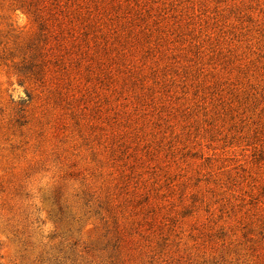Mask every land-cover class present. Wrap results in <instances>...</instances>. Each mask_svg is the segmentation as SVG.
I'll return each mask as SVG.
<instances>
[{
	"label": "rangeland",
	"instance_id": "1",
	"mask_svg": "<svg viewBox=\"0 0 264 264\" xmlns=\"http://www.w3.org/2000/svg\"><path fill=\"white\" fill-rule=\"evenodd\" d=\"M0 264H264V0H0Z\"/></svg>",
	"mask_w": 264,
	"mask_h": 264
}]
</instances>
